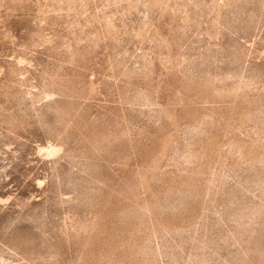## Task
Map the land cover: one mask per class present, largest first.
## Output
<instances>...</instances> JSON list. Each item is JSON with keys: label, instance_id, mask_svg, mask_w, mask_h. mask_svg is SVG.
Returning a JSON list of instances; mask_svg holds the SVG:
<instances>
[{"label": "rangeland", "instance_id": "rangeland-1", "mask_svg": "<svg viewBox=\"0 0 264 264\" xmlns=\"http://www.w3.org/2000/svg\"><path fill=\"white\" fill-rule=\"evenodd\" d=\"M0 264H264V0H0Z\"/></svg>", "mask_w": 264, "mask_h": 264}]
</instances>
